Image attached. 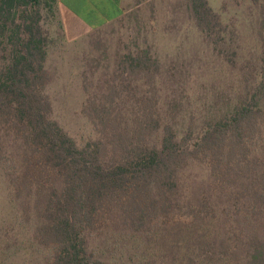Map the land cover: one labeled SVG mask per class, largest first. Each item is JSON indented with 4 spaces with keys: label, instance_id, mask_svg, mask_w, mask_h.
Returning <instances> with one entry per match:
<instances>
[{
    "label": "trees",
    "instance_id": "16d2710c",
    "mask_svg": "<svg viewBox=\"0 0 264 264\" xmlns=\"http://www.w3.org/2000/svg\"><path fill=\"white\" fill-rule=\"evenodd\" d=\"M55 1L0 0L1 176L42 248L15 264H264V73L241 67L226 111L179 136L159 58L119 53L83 72L82 113L99 136L81 146L45 91ZM190 9L216 46L219 14L208 0Z\"/></svg>",
    "mask_w": 264,
    "mask_h": 264
},
{
    "label": "rangeland",
    "instance_id": "374dc122",
    "mask_svg": "<svg viewBox=\"0 0 264 264\" xmlns=\"http://www.w3.org/2000/svg\"><path fill=\"white\" fill-rule=\"evenodd\" d=\"M190 3L131 0L119 19L71 42L58 27L57 35L52 32L53 15L44 10L43 27L52 40L45 65L54 75L45 91L52 100V117L79 145L99 136L82 113L87 98L83 72L99 61L113 62L119 53L150 47L159 58L164 77L158 94L163 111L175 115L179 136L190 123L198 127L226 111L242 90L243 69L264 73V0H209L226 29L216 46L196 26ZM2 173L0 166V252L4 264L28 263L42 248L20 222Z\"/></svg>",
    "mask_w": 264,
    "mask_h": 264
},
{
    "label": "crops",
    "instance_id": "0c3cea01",
    "mask_svg": "<svg viewBox=\"0 0 264 264\" xmlns=\"http://www.w3.org/2000/svg\"><path fill=\"white\" fill-rule=\"evenodd\" d=\"M130 1L56 0L51 30L57 35L58 27L63 37L70 42L83 39L89 33L119 19Z\"/></svg>",
    "mask_w": 264,
    "mask_h": 264
}]
</instances>
